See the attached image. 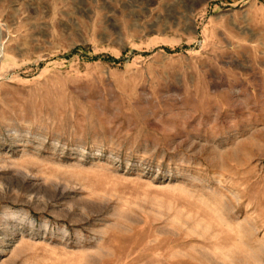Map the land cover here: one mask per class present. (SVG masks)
Listing matches in <instances>:
<instances>
[{
    "label": "rangeland",
    "instance_id": "rangeland-1",
    "mask_svg": "<svg viewBox=\"0 0 264 264\" xmlns=\"http://www.w3.org/2000/svg\"><path fill=\"white\" fill-rule=\"evenodd\" d=\"M0 264H264V0H0Z\"/></svg>",
    "mask_w": 264,
    "mask_h": 264
},
{
    "label": "trees",
    "instance_id": "trees-1",
    "mask_svg": "<svg viewBox=\"0 0 264 264\" xmlns=\"http://www.w3.org/2000/svg\"><path fill=\"white\" fill-rule=\"evenodd\" d=\"M78 50H80V48H79V49H76L75 52L78 51ZM113 60H114V59H113Z\"/></svg>",
    "mask_w": 264,
    "mask_h": 264
}]
</instances>
